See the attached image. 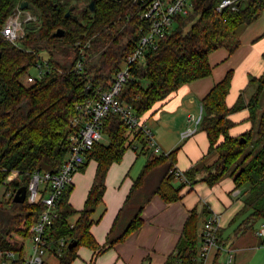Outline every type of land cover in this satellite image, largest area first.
I'll return each mask as SVG.
<instances>
[{"label": "trees", "instance_id": "obj_1", "mask_svg": "<svg viewBox=\"0 0 264 264\" xmlns=\"http://www.w3.org/2000/svg\"><path fill=\"white\" fill-rule=\"evenodd\" d=\"M220 1L193 0V12L180 16L174 30L158 47L148 51L132 67L133 78L124 84L119 98L124 104L132 105L143 123L182 85L209 76L213 70L209 54L222 47L233 53L241 44V29L264 11V0H245L236 9L226 7L218 11ZM23 2H27L25 12L32 18L23 22L24 35L14 44L4 39L2 29ZM90 2L81 7L72 0H0V189L6 188L0 196V249L17 252L20 260L25 253L24 240L31 235V227L44 207L42 200L37 203L28 200L33 174L38 170L58 172L70 149L69 120L75 106L91 97L98 87L108 89L142 35L139 20L132 17L138 8L134 0H95L93 10ZM58 29L65 31L62 37L53 35ZM78 41L90 43L82 74L72 70L80 57ZM44 53L48 56L50 71L34 83L26 84L29 69ZM232 79L233 72L229 71L202 99L200 126L209 138L208 155L217 154L215 160L206 163L207 155L182 175H176L178 149L160 155L151 153L106 243L101 245L91 227L102 216L95 218L94 214L104 201L108 171L134 144H138L140 152L149 149L141 130L131 128L120 115L111 114L106 118L103 133L109 137V144L96 143L88 155V161L97 162V169L84 207L77 210L69 206L71 185L63 195L60 216L52 227L55 237H66L77 243L71 249L65 248L59 264H72L82 246L93 251L88 264H95L99 255L138 230L144 223L143 206L133 213L123 230L122 216L137 205L138 193L147 185L153 170L160 166H166V172L155 193L165 202L180 200L185 186L192 188L198 182L214 186L225 177H232L243 200L242 208L231 220L232 223L241 220L235 234L252 230L264 221V74L251 78L252 93L247 98L241 95L229 107L226 98ZM245 108L249 110L253 126L241 136H231L229 131L234 122L230 115ZM177 178L182 180L178 186L175 185ZM23 187L27 189L25 200L16 202L15 193ZM9 191L13 194L7 199ZM76 214L77 219L71 222ZM199 219L200 212L195 207L165 264H201L197 258ZM223 232L220 228L218 236L225 246ZM220 254L213 264H220Z\"/></svg>", "mask_w": 264, "mask_h": 264}, {"label": "crops", "instance_id": "obj_2", "mask_svg": "<svg viewBox=\"0 0 264 264\" xmlns=\"http://www.w3.org/2000/svg\"><path fill=\"white\" fill-rule=\"evenodd\" d=\"M240 39L241 44L233 53L225 47L212 51L209 54V61L213 67L212 73L182 85L168 102L145 120L161 151L168 153L178 149L176 168L180 172L189 169L209 152L210 142L206 131L201 128L200 123L192 119V117L202 116V99L216 83L232 71L233 79L226 98L227 105L232 107L241 95L247 98L252 93L251 78L264 74V11L257 20L241 29ZM249 115L247 108L230 115L234 122L229 131L231 136H241L252 128L253 124ZM189 128L195 131L185 136ZM148 148L140 152L137 144L134 152L127 149L123 159L114 163L108 171L104 201L94 214L95 218L102 216L100 221L91 227L92 234L101 245L106 243L108 234L135 180L141 175L151 153H154L150 146ZM215 158L216 156L210 154L205 162L211 164ZM87 163L88 165L76 172L73 177V189L69 196V206L73 209L80 210L84 207L95 178L97 162L95 159H90ZM159 169L161 173L156 185L150 189L145 186L138 193L136 198L138 203L133 207V212L128 211L122 216L121 230L125 228L133 213L143 206L141 213L144 219L143 225L99 255L95 264H165L176 248L188 215L195 207H198L200 212L199 237L208 216L215 214L219 216L221 228L224 229L223 237L226 246L222 250L212 248L205 260L200 261L201 264H213L218 253H221L220 264H226V262L228 264H258L255 257L260 250L264 249V236L258 233L260 229L256 226L242 234H235V227L241 220L235 223L231 220L242 208L243 200L232 177H225L214 186H209L205 182H198L192 188L186 186L181 191L180 200L165 202L155 193L166 172V166H160ZM179 184L175 181L176 186ZM251 231H254L256 236L253 238L255 242L253 244L247 239ZM200 242L199 238V247ZM224 253L227 256L226 260L222 257ZM78 254V258L72 264L82 258V255L87 258L85 264H88L93 257V251L85 246L79 248ZM231 255H233L232 261H230Z\"/></svg>", "mask_w": 264, "mask_h": 264}, {"label": "built area", "instance_id": "obj_3", "mask_svg": "<svg viewBox=\"0 0 264 264\" xmlns=\"http://www.w3.org/2000/svg\"><path fill=\"white\" fill-rule=\"evenodd\" d=\"M245 0H221L218 11L223 8L236 7ZM138 8L132 17L139 20L138 29L142 35L137 42L134 50L127 56L125 63L127 67L121 69L115 75L108 89L103 90L98 87L93 91L91 97L78 103L75 112L69 120L70 131L68 133L69 152L66 159L61 164L58 172L36 171L29 183L28 200L30 203H37L42 200L44 205L38 220L31 227V242L29 250L25 245V253L22 260L17 252L0 249V264H43L45 256L62 257L70 241L66 237H55L52 231L53 224L60 216L61 200L67 189L73 184V177L76 172L87 163L88 155L94 145L103 139V128L106 118L111 114L120 115L121 119L131 128L141 130L146 138L147 145L150 146L155 154H163L152 131L147 127L137 115L130 104H124L120 93L125 83L133 78L132 67L136 62L142 61L145 54L156 49L159 42L169 35L177 25L180 16H187L193 12V0H134ZM32 18V15L19 7L4 24L2 35L4 39L18 44L19 39L24 35L23 22ZM80 49V57L77 60L74 72L82 74L85 72V65L88 61L87 51L90 43L83 44L81 41L76 43ZM38 69V74L43 77L50 71L48 56L39 55V59L34 66ZM37 80L32 75H27L25 82L32 84ZM91 83L88 84V87ZM202 116L192 117L196 123H200ZM195 130L189 128L185 136L193 134ZM176 175H182L179 170ZM13 191L7 193L10 198ZM16 195V193H15ZM221 228L218 215L211 214L204 223L201 233V245L198 251V260L202 261L208 256L214 247L219 250L226 246L219 242V231ZM264 236V223L259 232ZM27 240V239H26ZM233 255L230 256V261Z\"/></svg>", "mask_w": 264, "mask_h": 264}, {"label": "rangeland", "instance_id": "obj_4", "mask_svg": "<svg viewBox=\"0 0 264 264\" xmlns=\"http://www.w3.org/2000/svg\"><path fill=\"white\" fill-rule=\"evenodd\" d=\"M72 2H73V4H79V6H81V7H84V6H86L87 5V3H88V0H72ZM43 55H46L47 56V54L46 53H44ZM127 67V64L125 63V62H123V64H122V66H121V68H123V69H125ZM27 75H32V76H34V77H36L37 79H41V77L39 76V74H38V69L36 68V67H31L30 69H29V71H28V74ZM27 77V76H26ZM25 77V78H26ZM26 83V82H25ZM27 84V83H26ZM101 143H103V144H105V145H107V144H109V137L107 136V135H105V134H103V139L100 141ZM137 146V144H134V146H132V147H129L128 149H130V150H132L133 152L135 151L134 150V147H136ZM214 156H216L217 157V154L216 155H214ZM209 162V161H208ZM209 164V163H208ZM160 168V167H159ZM159 168H157V169H155V170H157V171H153L152 172V174L150 175L151 177H150V179H148V183H147V188L148 189H150V188H153L155 185H156V183H157V181H158V179H159V175H160V173H161V169H159ZM44 171V170H43ZM155 172V173H154ZM14 176H12V178H13ZM11 178V179H12ZM10 179V180H11ZM182 182V180L181 179H179V178H177V180H176V184H178V183H181ZM180 185V184H179ZM186 187V186H185ZM5 186H3L1 189H0V196H3V194L5 193ZM69 207V206H68ZM69 209V208H68ZM77 217H78V214H76V215H73L72 216V218H71V222H74L76 219H77ZM94 217H96V215H94ZM261 223H264V221H261V222H258L257 224H256V228L257 229H260V227H261ZM253 238H256V236L254 235V231H251L250 233H249V236L247 237V239H248V241H251L252 243L251 244H253V243H255L254 242V240H253ZM20 240H24V239H21L20 238ZM25 243H26V248H27V250H29V248H30V245H31V242H30V240L29 239H27V240H25ZM223 253V252H222ZM83 257L82 258H79L74 264H85V262H86V260L85 259H87V258H85V256L84 255H82ZM223 259L224 260H226L227 259V256H226V254L224 253L223 254ZM45 259L48 261V263L49 264H59V261H60V258H58V257H55V256H45ZM257 260V263L258 264H264V249H262V250H260L258 253H257V255H256V257H255V261ZM226 264H228V262H226ZM253 264V263H252ZM255 264V263H254Z\"/></svg>", "mask_w": 264, "mask_h": 264}, {"label": "water", "instance_id": "obj_5", "mask_svg": "<svg viewBox=\"0 0 264 264\" xmlns=\"http://www.w3.org/2000/svg\"><path fill=\"white\" fill-rule=\"evenodd\" d=\"M94 2H95V0H91V2H90L91 10L94 9ZM27 6H28L27 2H23L21 4L20 8H21V10H25L27 8ZM67 15H69V12L67 13ZM64 34H65V31L63 29H58L53 35L55 37H62ZM0 56H1V52H0ZM26 192H27V189L25 187H23L20 190H18V192L15 195V201L16 202L24 201L25 197H26ZM76 245H77L76 242L71 241L70 244H69V248L71 249V248H73Z\"/></svg>", "mask_w": 264, "mask_h": 264}]
</instances>
